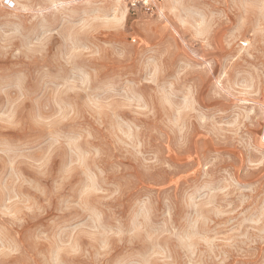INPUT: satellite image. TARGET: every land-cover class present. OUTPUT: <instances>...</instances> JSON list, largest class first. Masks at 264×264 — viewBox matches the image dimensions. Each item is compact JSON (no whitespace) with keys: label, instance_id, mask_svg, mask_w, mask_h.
<instances>
[{"label":"rangeland","instance_id":"374dc122","mask_svg":"<svg viewBox=\"0 0 264 264\" xmlns=\"http://www.w3.org/2000/svg\"><path fill=\"white\" fill-rule=\"evenodd\" d=\"M0 0V264H264V0Z\"/></svg>","mask_w":264,"mask_h":264},{"label":"built area","instance_id":"2783aa9c","mask_svg":"<svg viewBox=\"0 0 264 264\" xmlns=\"http://www.w3.org/2000/svg\"><path fill=\"white\" fill-rule=\"evenodd\" d=\"M2 4H4L6 7H12L11 0H1Z\"/></svg>","mask_w":264,"mask_h":264}]
</instances>
